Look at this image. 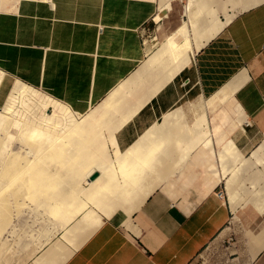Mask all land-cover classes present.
I'll return each mask as SVG.
<instances>
[{"label": "crops", "instance_id": "crops-1", "mask_svg": "<svg viewBox=\"0 0 264 264\" xmlns=\"http://www.w3.org/2000/svg\"><path fill=\"white\" fill-rule=\"evenodd\" d=\"M157 1L158 5L155 0H0L1 111L33 125L50 113L51 107L34 97L14 92L15 83L37 94L43 91L38 95L66 106L76 116L95 110L115 88L146 68L144 35L161 21H155L157 14L168 16L173 0L167 11H160ZM195 50L191 61L138 110L131 113L134 101L124 100L122 112L111 119L121 122L113 135L123 155L132 153V146L146 135L142 155H160L164 150L161 159L170 158L179 148L153 151L147 133L156 139L161 134V140L165 133L170 136L173 128L167 132L160 128L165 115L195 104L190 99H209L224 92L230 94L219 105L220 115L231 108L237 112V123L248 121L242 132L246 139L264 136V1L238 12ZM8 79L14 84L7 93ZM220 115L216 121L212 118V126L207 119L210 146L192 149L178 172L174 162L166 165L175 173L148 196L136 197L132 207L118 206L109 215L97 212L91 218L95 224L98 221L96 225L85 216L91 214L83 211L60 230V242L65 243L67 230L79 241L61 264H190L214 240L232 241L246 264H264V245L251 254L264 232V211L254 201L233 209L224 179L210 166L211 149L232 139L218 130ZM174 126L172 121L170 127ZM241 138L232 140L247 153L249 143ZM161 166L158 169L164 171L166 166Z\"/></svg>", "mask_w": 264, "mask_h": 264}, {"label": "bare ground", "instance_id": "bare-ground-1", "mask_svg": "<svg viewBox=\"0 0 264 264\" xmlns=\"http://www.w3.org/2000/svg\"><path fill=\"white\" fill-rule=\"evenodd\" d=\"M239 1L243 2L240 3ZM262 1L231 0V3L233 5L241 4L239 9L244 10ZM210 2L211 0H188V4L185 5L187 20L183 19L174 30L165 36L160 48L157 49L158 51L156 50L157 52L146 61V68L133 74L123 84H119L120 86L115 88L112 93L110 92V96L105 98L103 103L101 102L102 105L100 104L95 110L85 115L76 116L66 106L43 98L38 95L40 93L37 94L32 89L15 83L14 92L31 96L30 98L34 97L43 106L51 107V112L45 115L42 123L33 125L7 115L1 111L2 108L0 109V264H61L79 243L78 238L75 237L76 235L74 237L71 236L72 234L67 235V233H70L68 230L63 235L65 243L57 239L41 255L33 257L31 263H28V260L35 254L37 249H41L43 245L49 243V239H51L49 237L50 232H53V230L55 232V229H64L81 212L86 211L91 214L85 216L88 217L89 221L94 222L91 218L92 215L97 217V212L109 215L118 206L119 208L126 205H128V208L132 207L131 202L133 203L136 197L145 198L157 185H160L169 175L175 173L173 167H170L171 165L169 167L166 165L174 162L171 163L172 166L176 165L174 170L181 169L179 164H183L192 149L198 146H210L208 140L211 133H209L210 129L208 130L210 127H208L205 110L207 107H213L211 109H214L215 106L222 104L230 93L224 92L202 101L200 98L190 107H180L171 114L165 115L160 128L164 129L165 132L173 128V134L168 136L165 133V138L162 140L159 139L161 134L158 135V139L154 136L155 139H153L150 136L152 132L147 133L151 138V143L149 142L148 146L149 148L152 147L153 151L164 147L179 148V150L175 149L178 153L184 151L183 155L176 157L179 154L170 149L175 155L174 160V158H171L173 153L171 154L172 161H170L169 155L164 157V150L159 153L160 155L164 153L162 159L156 153L159 152L158 150L155 152L157 156H160L158 158H156L154 152H151L153 156L149 154V156L142 155L141 150L145 149L144 144L148 143L146 135H144L145 138L143 137L144 141L143 138H140L132 146L134 149L130 152L134 156L129 151V154L126 151L123 155L118 150L113 135L116 130L115 127H118L116 123L121 124V122L114 119V123L111 120L118 112H122L126 100L131 101L128 99H132L135 105L131 109V113L143 106L189 63L194 47L197 50L203 40L209 39L233 18L232 15L225 14L224 20H219ZM169 3L170 0H160V11L168 9ZM194 5L195 11H191L190 8ZM198 13L200 16H196ZM154 19L155 21L163 20L164 16L157 14ZM1 77L2 73L0 72V79ZM128 96L129 98H127ZM172 121L176 122V126L170 127ZM11 130H14V132L12 133ZM14 139H17L20 145L17 150L11 149L10 144ZM142 144L144 147H142ZM110 146L114 149L113 156L109 154L110 150L108 151ZM152 148L149 150L152 151ZM165 151L168 152L169 150ZM137 152L141 153L138 154ZM160 160L164 161L165 164L159 162ZM48 161L58 164L60 170L57 167L45 170L48 167L46 168L44 165ZM49 162L48 164L51 166L52 164L50 165ZM158 162L160 166L157 165ZM214 162L219 166L218 173L220 178L225 181L226 195L233 209L250 200L254 201L261 211H264V143L259 144L257 148L252 149L245 156L235 142L229 139L215 150ZM133 163L136 165H133ZM151 164H155L156 167ZM162 164L166 166L164 171L160 170L163 167ZM61 170H63V173L65 172L64 176L61 174ZM66 172L68 173L66 174ZM95 172L98 173V176L91 179L90 177ZM151 181L157 183L149 185ZM21 196L30 197L31 199L32 197H41L43 199L40 201L41 203L37 202L34 206L33 204H31L32 206L26 204L28 214L29 212L38 213V211L41 214H38L39 218L34 214L35 219L31 218L29 225L34 226V222L35 225H38L39 222H49L48 225L46 224L47 228H44L43 231H41V224L38 226L40 228H37L40 230L33 229L35 232L32 231L34 233L33 239H31L35 242L30 240L32 244L31 242L29 244L32 247H28V242L24 244L21 240L24 237L21 229L18 234L15 231L17 228L13 230V227L8 230L7 227L10 222L13 224L11 221V207H16L15 210H17L14 211L17 212L20 210L18 206H22L25 202H21L20 199L22 198H20L19 201L22 204H19L18 198ZM242 197H246L244 202H242ZM27 198H24V200ZM24 213L26 212L24 211ZM18 216L21 217L20 213ZM18 216L15 217L18 218ZM97 219L99 217L95 221ZM17 225L19 224L17 223L15 226L17 227ZM42 225L45 227L44 224ZM27 231L30 235L31 231L28 228L24 231V234ZM251 237L252 235L249 234V238ZM258 240L259 243L256 248H252V256L264 245V232L260 234Z\"/></svg>", "mask_w": 264, "mask_h": 264}, {"label": "rangeland", "instance_id": "rangeland-1", "mask_svg": "<svg viewBox=\"0 0 264 264\" xmlns=\"http://www.w3.org/2000/svg\"><path fill=\"white\" fill-rule=\"evenodd\" d=\"M264 1V0H263ZM155 2L157 3V5H158V1L157 0H155ZM240 3L241 2H243V1H239ZM212 3V8L216 11L215 12V15H216V17L220 20V19H223L224 20V18H225V14H227V15H232L233 17L238 13V12H240V11H242V10H240L239 8H240V6H241V4H239V5H237V4H235V5H233L232 3H231V0H211V2H210V4ZM188 4V0H173L172 2H171V10L168 12V16L165 18V19H163V20H161V21H159L157 24H155L154 26H152L151 27V29H149V31H147L146 32V34L144 35V40H145V42H144V47H145V53H146V56L149 58L151 55H153V54H155L158 50L157 49H159L160 48V46H161V43H162V41L164 40V38H165V36L166 35H168L172 30H174L180 23H181V21L183 20V19H185V20H187V16H186V13H185V5H187ZM190 10L191 11H195V5L194 6H192L191 8H190ZM184 14H185V16H184ZM196 16H200V14L198 13V14H196ZM157 50V51H156ZM14 82V80L13 79H8L7 80V85H8V90H7V93H8V91H9V88L11 87V85H12V83ZM38 90V89H37ZM40 93H42V94H45L43 91H41V90H38ZM6 93V94H7ZM6 96V95H5ZM208 97H206V98H201L200 100L202 101V100H205V99H207ZM199 98H197V99H190L191 100V102H197V100H198ZM186 102H188V101H186ZM192 104V103H191ZM210 108V109H209ZM211 108H213V107H207L206 108V110H205V113H206V116H207V119L210 121V126H212V123H211V120H212V118H216L215 119V121L217 120V116L218 115H220V113L222 114V111H220L221 110V106H215L214 107V109H211ZM217 109V110H216ZM213 111V112H212ZM49 112H51V109H49ZM228 115V116H227ZM220 116H222V118H220L219 120H218V123H217V125H218V130L219 131H221V132H227V134H229V136L235 141V139L236 138H240V137H242L241 139V141H246V142H248L249 143V146H250V149H249V151L247 152V153H245L244 151H242V150H240L241 152H243L244 153V155L245 156H247L250 152H251V150L252 149H254V148H257L258 146H259V144H261V143H264V136H261V137H257V138H249V139H246L245 137L246 136H244L243 134H242V132H244V130H247V124H248V121H247V119L246 120H244V122H241V123H237L236 122V116H237V112L235 113L234 111H233V109H228V111L224 114V115H220ZM224 116V117H223ZM216 125V126H217ZM12 131V133L14 132V130H11ZM248 132V131H247ZM241 135H243V136H241ZM248 136V135H247ZM208 141H210L211 142V137L209 138V140ZM17 142V143H16ZM11 143L12 144H10L11 145V149H13V150H17L19 147H20V145H19V143H18V140L17 139H14L13 141H11ZM218 148V147H217ZM217 148H215V149H211V153H212V155H213V162L210 164V166L212 167V169H213V171L214 172H216V170H218L219 169V166H217V164L214 162V159H215V150L217 149ZM49 162V161H48ZM48 162H45V165H44V167L46 166V168L47 169H45V170H50L51 168L52 169H55L54 167H57V169H59L60 170V166L58 165V164H56V163H50V165L51 166H49V164H48ZM48 164V165H47ZM55 164V165H54ZM43 168V167H42ZM261 168V167H260ZM264 169V168H263ZM61 172V174L63 175H65V172L63 173V170H61L60 171ZM59 172V173H60ZM68 172H66V174H67ZM63 175V176H64ZM218 175H219V173H218ZM66 177V176H65ZM38 197V196H37ZM247 197V196H246ZM246 197H242L243 199H242V202H244V200H246ZM20 198H22V199H20ZM24 198H27V197H19L18 198V202H19V204L21 203V202H23V201H25L23 204H22V206H26V204H28V206H32L31 204H33V206H34V204H36L37 202H39V203H41L40 201H42L43 199L41 198V197H38V198H34V197H32V199L30 198V200H29V198H27V199H25L24 200ZM248 198V197H247ZM19 199H20V201H19ZM34 199V200H33ZM41 199V200H40ZM27 200V201H26ZM36 200V201H35ZM39 200V201H38ZM250 201V200H249ZM17 202V203H18ZM33 202V203H32ZM246 202H248V201H246ZM242 204V203H241ZM22 206H18V209L20 208V210H18V211H20L19 213H20V215H21V217L20 216H18L19 215V213H18V211L17 212H15L16 210H15V208L16 207H14L13 206V208L11 207V221H12V223L14 224H11V222H10V224H9V226H7L8 227V230H10V228H13V230L15 229V228H17L15 231H16V233H18L19 234V230L21 229V232H23V235H24V237H22V235H20L22 238H21V240L23 241V243L25 244V243H27L28 244V247L30 246V247H32V245H29L30 244V242H31V244H32V241L33 242H35L34 240H32L33 239V233L35 232L34 230H40V229H37V228H42V230L41 231H43V229L44 228H47V226H46V224L48 225V223L46 222H39L38 223V225H35V222H34V226L31 224V225H29V223H31L30 222V220H32V219H35V217H34V214H35V216H39V215H41L40 214V212L38 211V213H32V212H29V214H28V206H26V207H22ZM239 206V205H238ZM22 207V208H21ZM25 208H27V209H25ZM15 210V211H14ZM23 211V213L21 214V212ZM24 211L26 212V213H24ZM16 213H18V214H16ZM31 213V214H30ZM24 214V215H23ZM37 214V215H36ZM39 214V215H38ZM30 217V216H32V217H28V216ZM18 216V218H16V217ZM24 216H26V217H24ZM29 218V220H28V218ZM42 217V216H41ZM16 218V219H15ZM32 218V219H31ZM39 218V217H38ZM41 220H43L42 218H40ZM45 219H47V218H45ZM19 220V221H18ZM24 220V221H23ZM40 220V221H41ZM29 221V222H28ZM46 221V220H45ZM19 224V225H17V227L15 226L16 224ZM21 223V224H20ZM23 223V224H22ZM28 225H27V224ZM24 224H25V226H24ZM42 224H44L45 225V227L43 226H41ZM12 225V227H10ZM40 225V227H38ZM51 225V224H50ZM20 226V227H19ZM26 226H28V227H26ZM34 228H33V227ZM21 227H23V228H21ZM30 227H32V228H30ZM29 229L30 231H31V233H30V235H28L29 234V231H27L26 232V234H24L25 232L24 231H26V229ZM36 228V229H35ZM25 229V230H24ZM32 229V230H31ZM34 229V230H33ZM50 229V228H49ZM17 230H18V232H17ZM23 230V231H22ZM45 230V229H44ZM32 231H34L33 233H32ZM50 231H52V230H50ZM59 231L60 230H56L55 229V232H54V230H53V232H50V238L51 239H49V243L48 244H45V245H43L42 247H41V249L39 248V249H37V251H35V254L28 260V263H31L32 261H33V257H38L39 255H41V253H43L44 252V250L45 249H47V247L52 243V242H54V241H56V239H57V237H58V234H59ZM21 232H20V234H21ZM31 234H32V236H31ZM27 235V236H26ZM31 236V237H30ZM27 237V238H26ZM30 238V239H29ZM32 238V239H31ZM247 239H248V241H250V238H249V235H247ZM28 240V241H27ZM30 240H32V241H30ZM25 241V242H24ZM247 243V242H246ZM248 244V243H247ZM245 245V244H244ZM247 246V245H246ZM237 245L235 244V246L234 245H232V241H229V240H224V241H217V240H214V241H212V242H210L208 245H206L199 253H198V255L193 259V261L190 263V264H246L247 263V261L245 260V259H241V258H238V254H237ZM253 248V247H252Z\"/></svg>", "mask_w": 264, "mask_h": 264}, {"label": "water", "instance_id": "water-1", "mask_svg": "<svg viewBox=\"0 0 264 264\" xmlns=\"http://www.w3.org/2000/svg\"><path fill=\"white\" fill-rule=\"evenodd\" d=\"M164 13H160V15L162 16ZM96 177V175H92L91 178L94 179Z\"/></svg>", "mask_w": 264, "mask_h": 264}]
</instances>
